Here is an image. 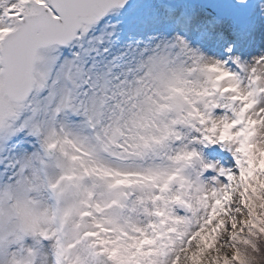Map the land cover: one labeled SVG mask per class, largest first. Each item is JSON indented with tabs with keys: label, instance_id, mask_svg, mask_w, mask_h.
<instances>
[{
	"label": "snow or ice",
	"instance_id": "obj_1",
	"mask_svg": "<svg viewBox=\"0 0 264 264\" xmlns=\"http://www.w3.org/2000/svg\"><path fill=\"white\" fill-rule=\"evenodd\" d=\"M0 264H264V0H0Z\"/></svg>",
	"mask_w": 264,
	"mask_h": 264
}]
</instances>
